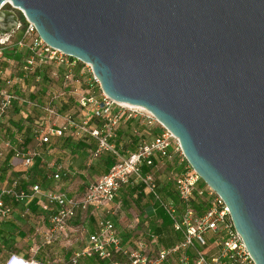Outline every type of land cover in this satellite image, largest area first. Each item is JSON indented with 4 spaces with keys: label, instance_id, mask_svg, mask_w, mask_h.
Returning a JSON list of instances; mask_svg holds the SVG:
<instances>
[{
    "label": "water",
    "instance_id": "water-1",
    "mask_svg": "<svg viewBox=\"0 0 264 264\" xmlns=\"http://www.w3.org/2000/svg\"><path fill=\"white\" fill-rule=\"evenodd\" d=\"M9 5L177 139L264 264V0H0V43L19 25Z\"/></svg>",
    "mask_w": 264,
    "mask_h": 264
},
{
    "label": "built area",
    "instance_id": "built-area-1",
    "mask_svg": "<svg viewBox=\"0 0 264 264\" xmlns=\"http://www.w3.org/2000/svg\"><path fill=\"white\" fill-rule=\"evenodd\" d=\"M9 6L18 16L19 25L4 42L0 43V63L8 62V55L18 53L21 59L17 64L22 77L31 75L39 67L55 66L64 69L63 87H87L86 91L77 97L76 102L79 111H84V117L77 120L71 115L65 116L58 127H50L47 131L40 132L38 143L49 145L51 138L64 137L66 134L76 140L90 137L96 141V147L91 153L93 159L100 158L104 153H110L117 161L105 174L89 184L83 195L78 198L53 191L42 192L37 184L31 186L29 191H16L15 183L11 190L0 189V220L9 219L12 213V209L4 202L5 196L9 195L13 201L21 202L39 195L45 200L46 207L54 206V208H43L52 212L48 219L49 228L45 242L47 244L59 240L70 242V233L75 229L71 226V220L78 212L86 211L90 206L95 210L107 208L113 203L120 187L131 183L141 185L143 190L160 205L170 219V228L178 236V240L155 253H149L147 244L142 240L137 241L130 248L122 244L110 219L98 218L94 233L83 239L82 232H79L78 236L84 240V243L72 253L69 264H78L80 260L87 259H96L105 264H170V260H174L175 264H255L241 237L234 230L224 202L200 180L187 163L177 139L146 110L110 100L101 91L89 64L46 45L23 12ZM16 35L12 47L14 52L9 53L7 47ZM5 71L0 68V79L7 83ZM83 75L87 80H80ZM92 83L98 88L94 93L90 90ZM5 88L0 86V121L16 104L34 105L27 98L10 93ZM43 110L53 118L52 120L59 119L55 109L45 106ZM23 115L26 117L25 113ZM94 120L97 124L93 122ZM133 120L140 121L139 125L143 124L147 128L154 127L156 132L150 140L138 141L133 152L121 155L111 141L115 138V130L119 124ZM15 155L21 157V152L16 151ZM156 157L175 161L180 166L179 172L168 173V180L174 185L179 207L172 200L162 198L157 191L154 175L156 166L151 167L152 159ZM22 162L25 168H30L34 156L22 157ZM158 164H161V161ZM145 167L153 169L144 173ZM59 177L58 173L53 176L54 180H58ZM195 198L207 200L203 212H198L193 207ZM150 240L155 242L156 238L151 236ZM116 258L120 260L117 261ZM0 264L47 263L11 253Z\"/></svg>",
    "mask_w": 264,
    "mask_h": 264
},
{
    "label": "crops",
    "instance_id": "crops-1",
    "mask_svg": "<svg viewBox=\"0 0 264 264\" xmlns=\"http://www.w3.org/2000/svg\"><path fill=\"white\" fill-rule=\"evenodd\" d=\"M7 60L10 61L2 63L4 65L2 69L6 70L5 73L11 69L13 62L17 63L13 59L7 58ZM19 81L8 89L10 93L20 95L21 89L26 98L35 93L33 77L28 75ZM3 82L4 80L0 79V86ZM38 85L40 86V84ZM60 86L62 87L61 83ZM86 88L85 86L71 87V89L62 87L57 92L49 88L45 95L39 98L38 103L32 102L37 115H43L39 118L43 121L42 128H39L34 121L28 118V111H26L27 121L24 120V110H18L15 106L11 112L3 117L0 121V189L11 190L15 183L16 191H29L31 186L37 183L42 192L53 191L63 193L68 197L75 196L78 198L83 195L89 184L95 182L108 171L109 167L98 166L101 163H99L101 158L93 159L91 157V151L96 147V141L93 139L90 142H93L94 146L88 147V141L83 149L77 147L82 139H71L67 134L64 137L51 138L49 145H41L37 141L40 132H45L50 127H58L65 116L71 115L77 120L84 117V111H79L76 102L77 97L83 94ZM37 95L39 96L38 93ZM53 97H57V99H53L54 102H60L57 106L59 110V119L57 120H52L53 118L49 117L43 110ZM38 108L42 109L41 112ZM135 132L136 130L133 133L135 134ZM144 138L146 139V136ZM119 146L120 150L118 148L117 150L120 154L129 153L122 148L123 142H120ZM16 151L21 152V157H16ZM29 155L34 156L35 162L30 168H25L22 157ZM101 157L102 159L105 158L103 155ZM171 171L179 172L180 166L175 161L168 159L159 165L158 170L156 169L155 177L158 182L162 177V184L159 182L162 198H168V193L164 195L163 191L168 189L167 186L170 182L168 183L167 179L168 173ZM56 173L60 176L58 180L53 178ZM171 188L170 192L175 193L172 185ZM44 201L43 197L39 195L21 202L13 201L9 195L4 197V202L12 209V213L9 219L0 220V262L4 261L11 253H16L25 258L45 261L47 264L49 261H52L51 264H61L65 258H70L77 249L71 248L70 253L62 257L58 245L77 242L83 244L84 240L78 236L79 232H82L83 239L94 233L98 218H108L113 222L122 244L123 235L130 234L131 239L128 242L135 245L137 241L141 240L139 233L141 229L145 231L148 238L142 241L147 244L149 253H155L160 248H164V246H160V236L151 233L155 228L161 226L157 205L151 196L139 186L131 183L121 186L113 203L107 208L95 210L90 206L86 211L78 212L71 220V226L75 228L69 236L72 242L60 240L50 244L45 242L49 228L48 219L52 212L49 209L43 210V208H54V206L46 207ZM167 230L171 231L170 228ZM151 236L156 238L155 242H151ZM171 244L173 243L169 245Z\"/></svg>",
    "mask_w": 264,
    "mask_h": 264
},
{
    "label": "rangeland",
    "instance_id": "rangeland-1",
    "mask_svg": "<svg viewBox=\"0 0 264 264\" xmlns=\"http://www.w3.org/2000/svg\"><path fill=\"white\" fill-rule=\"evenodd\" d=\"M3 9L5 10H10V8L8 6H5ZM16 37L17 35L12 38V40L10 41L9 43V46L7 47V49L9 50L8 52L9 53H12L14 52L12 50V47H13V44L15 43L16 41ZM10 61V60H9ZM4 65L2 63H0V68L3 67ZM19 65L17 63H13L11 69L8 70L7 73H5V78H7V83H5V81L1 84L2 86H5L6 88L5 89H9L11 86H13L14 84H17L18 82H20L19 80H21L23 77L19 74ZM64 69L62 68H57L55 66H46L45 68H42V69H36L33 73H31V77H33V86L35 87V93H39V91L41 89L44 90V92L46 93L47 90L50 89H53L54 91L57 92V90H59L60 88H62L60 86V82L62 80V73H63ZM44 77V79H43ZM81 81H85L87 80L86 76L83 75L81 76L80 78ZM40 84V86L38 85ZM59 84V85H58ZM97 86L92 83V86H90V90L92 91V93L96 92L97 91ZM20 96L24 97V91H22L20 89ZM43 96V95H42ZM26 98V97H25ZM15 108L20 110H24L23 112L25 114L26 113V110L28 111V118L31 120V121H34V123H36V125L39 127V128H42V122L41 120H39V118L43 115H37V111L34 110L33 106H29L27 104H16L15 105ZM39 109V108H38ZM42 110V109H41ZM41 110L39 109V111L41 112ZM11 112V111H10ZM74 118V117H73ZM27 118H24V120H26ZM27 121V120H26ZM132 124L129 125L128 124V121H124L122 122V124H120V127H119V131L121 133V136L119 137V141L120 142H123V147L124 149H127L128 148V144H129V140L131 139L132 137V130L136 127L137 130L138 128L140 129L139 132H142V133H145V136H146V140L149 139L150 137H152V135L154 134V127L153 128H147L145 127V125H139L141 124L140 121H131ZM133 138V137H132ZM110 153H104L102 154L103 156H105L106 158H108L109 160H113V163L111 164V166L117 161L116 158H114L111 154L109 155ZM122 155V154H121ZM34 162H35V158H34ZM98 165V164H97ZM99 167H102V168H105V164L104 163H100L98 165ZM162 177L159 179V182L162 184ZM164 186V185H163ZM162 186V187H163ZM165 188H167L166 186H164ZM163 194L166 195L167 194V191H163ZM139 233L141 234V240H147V236L145 234V231L144 230H139ZM160 236V239L161 241H159L160 243V246H166V245H169L171 242H172V237H173V234L170 230H162L159 234ZM131 239V235L130 234H125V236L123 235L122 237V240H123V244H126L125 246H128V247H133L134 245L132 244V242H128L130 241ZM82 243H71V244H65V245H58V248L62 254V257L67 255L68 253H70V249L71 248H75V249H79L82 247ZM151 248H153L151 246ZM69 256V255H68ZM70 257V256H69ZM69 260L70 258H65L61 264H69ZM49 264L52 263V261H49L48 262ZM78 264H89V262H87V260H80ZM93 264H96V262H94ZM170 264H175V261L174 260H170Z\"/></svg>",
    "mask_w": 264,
    "mask_h": 264
},
{
    "label": "trees",
    "instance_id": "trees-1",
    "mask_svg": "<svg viewBox=\"0 0 264 264\" xmlns=\"http://www.w3.org/2000/svg\"><path fill=\"white\" fill-rule=\"evenodd\" d=\"M9 59H13V60H16V61H20V59H21V56H20V54H17V53H14V54H11V55H8L7 56ZM43 79H44V77H43ZM61 84H62V87H63V81L61 80V82H60ZM64 89H71V87H68V88H66V87H63ZM37 93H38V91H37ZM36 93V94H37ZM36 94L34 93L33 95H28L27 96V98H28V100L30 101V102H34L35 104L36 103H38V101H39V98H41L42 97V95H45V92H44V90L43 89H41L40 91H39V96L37 95L36 96ZM45 102L47 103V100H45ZM58 103H60L59 101H58ZM58 103H57V101L56 102H54L53 100L52 101H49L48 103H47V106H49V107H51V108H53V109H55L57 112L59 111L58 110V108H57V106H58ZM33 108H35L34 106H33ZM35 110V109H34ZM27 111V110H26ZM30 114V113H29ZM25 118H27V117H25ZM95 124H97V121L96 120H94L93 121ZM122 124V123H121ZM128 124L129 125H131L132 124V122L131 121H128ZM119 127H120V124H119V126L116 128V130H115V138L113 139V141H111L114 145H115V147L116 148H118V146H119V143H120V141H119V137L121 136V133H120V131H119ZM134 130H136V132H135V134L133 133L134 132ZM138 130L140 131V129L138 128ZM137 130V128L135 127L133 130H132V134H134V135H132V137H131V139L129 140V144H128V148L127 149H124V147H122L123 149H124V151L125 150H127V152H129V153H131V152H133L134 150H135V147H136V144L138 143V141H140V140H142V139H145L144 137H145V134L144 133H142V132H139ZM138 133V134H137ZM70 137V136H69ZM71 138V137H70ZM71 139H73V138H71ZM151 139V138H150ZM150 139H147V140H150ZM76 140V139H75ZM79 140H81V139H79ZM90 140H92L90 137H85V138H83L82 139V141L81 142H79L78 143V145H77V147L79 148V149H83V148H85V146H86V143H88V141H89V144H88V147H92V146H94L93 145V142H90ZM146 140V139H145ZM96 146V145H95ZM120 147V146H119ZM119 149V148H118ZM120 150V149H119ZM93 151V150H92ZM92 151H91V153H92ZM110 155V154H109ZM101 158V160H99V163L101 162V163H104L105 164V167L106 168H110L111 167V164L113 163V160H109L108 158H104V159H102V157H100ZM99 159V158H98ZM167 161V159L166 158H159V157H156V158H154V159H152V166L151 167H154V166H156V168L154 169V175H155V172H156V169L158 170V165H161V164H163L164 163V161ZM161 161V164H158L159 162ZM151 167H148V168H143V172L144 173H146V172H148V171H150L151 169H153V168H151ZM156 178V177H155ZM168 180V179H167ZM170 182V184L173 186V188H174V185H173V183L171 182V181H169L168 180V183ZM37 184V183H36ZM156 184H157V191H158V193H159V195H160V193H161V189H160V183L158 182V179H156ZM169 184V186H168V189L166 190L167 191V197L168 198H164V199H170V200H172L178 207H179V203H178V199H177V197H176V194L175 193H172V192H170V188H171V185ZM38 185V184H37ZM135 186H139L140 188H142L143 189V187L141 186V185H135ZM172 189V188H171ZM174 191H175V189H174ZM149 195V194H148ZM149 196H151V195H149ZM161 196V195H160ZM162 197V196H161ZM151 199L154 201V203H156V205H157V208H158V214H159V217H160V221H161V226H159L158 228H155L151 233L153 234V235H157L158 236V234L162 231V230H167L168 228H170V225H171V222H170V219L167 217V215L163 212V210L161 209V207H160V205L154 200V198L151 196ZM206 203H207V200L205 199V198H195L194 199V201H193V207L194 208H196V210L198 211V212H203L204 211V208H206ZM171 229V228H170ZM172 231V230H171ZM172 234H173V237H172V242L171 243H175L177 240H178V236L176 235V234H174L173 232H172ZM165 247V246H164ZM116 260L117 261H119L120 260V258H116ZM87 262H89V264H93L94 262H96V264H105L104 262H99L98 260H96V259H87Z\"/></svg>",
    "mask_w": 264,
    "mask_h": 264
},
{
    "label": "bare ground",
    "instance_id": "bare-ground-1",
    "mask_svg": "<svg viewBox=\"0 0 264 264\" xmlns=\"http://www.w3.org/2000/svg\"><path fill=\"white\" fill-rule=\"evenodd\" d=\"M133 107V106H132ZM137 108H141V107H137ZM141 109H143V108H141ZM145 110V109H144Z\"/></svg>",
    "mask_w": 264,
    "mask_h": 264
}]
</instances>
